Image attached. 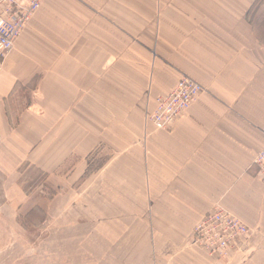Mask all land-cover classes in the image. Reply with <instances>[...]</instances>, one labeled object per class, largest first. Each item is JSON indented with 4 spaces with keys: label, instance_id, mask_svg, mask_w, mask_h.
<instances>
[{
    "label": "crops",
    "instance_id": "obj_1",
    "mask_svg": "<svg viewBox=\"0 0 264 264\" xmlns=\"http://www.w3.org/2000/svg\"><path fill=\"white\" fill-rule=\"evenodd\" d=\"M263 130L264 0H43L0 70V238L45 208L65 264H224L192 244L221 206L252 231L229 264H264Z\"/></svg>",
    "mask_w": 264,
    "mask_h": 264
},
{
    "label": "built area",
    "instance_id": "obj_2",
    "mask_svg": "<svg viewBox=\"0 0 264 264\" xmlns=\"http://www.w3.org/2000/svg\"><path fill=\"white\" fill-rule=\"evenodd\" d=\"M43 0H0V70L5 57L14 47ZM203 92L202 86L183 76L165 96L155 101L148 119L157 131H167L194 104ZM264 134V130H263ZM251 167L264 185V148ZM252 231L238 217L221 206H215L192 229V244L213 261L229 264L242 250Z\"/></svg>",
    "mask_w": 264,
    "mask_h": 264
},
{
    "label": "rangeland",
    "instance_id": "obj_3",
    "mask_svg": "<svg viewBox=\"0 0 264 264\" xmlns=\"http://www.w3.org/2000/svg\"><path fill=\"white\" fill-rule=\"evenodd\" d=\"M102 161L103 157H100L92 164L98 167ZM98 171L101 172L102 168H90V174ZM89 176L96 177V175ZM45 212V208H40L32 214L34 219L41 220L40 222L29 224L27 220L25 221L22 239L0 238V264H65L62 261L63 257L65 258L64 248L56 246L54 241L52 245L49 243V232L54 230V224L49 223Z\"/></svg>",
    "mask_w": 264,
    "mask_h": 264
}]
</instances>
